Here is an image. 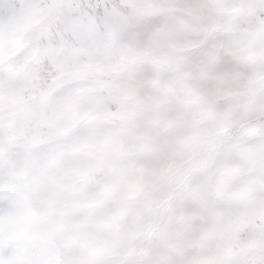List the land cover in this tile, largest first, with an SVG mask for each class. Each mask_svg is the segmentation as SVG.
<instances>
[{"label":"rangeland","instance_id":"374dc122","mask_svg":"<svg viewBox=\"0 0 264 264\" xmlns=\"http://www.w3.org/2000/svg\"><path fill=\"white\" fill-rule=\"evenodd\" d=\"M0 264H264V0H0Z\"/></svg>","mask_w":264,"mask_h":264}]
</instances>
